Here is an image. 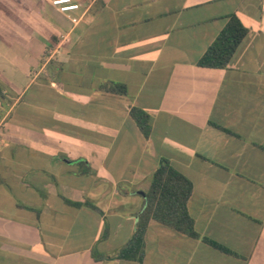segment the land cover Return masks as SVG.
I'll return each instance as SVG.
<instances>
[{"label": "crops", "instance_id": "crops-1", "mask_svg": "<svg viewBox=\"0 0 264 264\" xmlns=\"http://www.w3.org/2000/svg\"><path fill=\"white\" fill-rule=\"evenodd\" d=\"M72 1L0 0V264H264V0ZM232 14L229 66H199ZM162 159L198 237L151 220L117 259Z\"/></svg>", "mask_w": 264, "mask_h": 264}, {"label": "trees", "instance_id": "trees-1", "mask_svg": "<svg viewBox=\"0 0 264 264\" xmlns=\"http://www.w3.org/2000/svg\"><path fill=\"white\" fill-rule=\"evenodd\" d=\"M228 19L225 28L200 59L199 66L217 69H226L229 66L239 45L248 35L249 29L235 14L230 15ZM107 90L121 95L127 93L126 86L120 84ZM0 94L1 98L4 99L1 88ZM131 116L144 136L148 137L151 131L150 116L136 107L131 110ZM81 164L85 166V171L90 172L86 161L81 162ZM192 194V182L175 170L169 161L162 159L159 167L152 175L149 189L145 193L144 205L139 214L134 236L126 246L116 253L115 258L138 263L143 261L145 234L151 220H155L177 233L190 238H197L198 233L195 230L194 220L187 209ZM68 203L73 206H82L81 203L71 201ZM85 205L99 212V209L92 203L87 202ZM211 243L217 246L216 243Z\"/></svg>", "mask_w": 264, "mask_h": 264}, {"label": "built area", "instance_id": "built-area-1", "mask_svg": "<svg viewBox=\"0 0 264 264\" xmlns=\"http://www.w3.org/2000/svg\"><path fill=\"white\" fill-rule=\"evenodd\" d=\"M53 7H55L60 13L70 15L71 12L79 10V5L73 3L72 0H47ZM72 23H77L80 18L71 17ZM3 121L0 119V129Z\"/></svg>", "mask_w": 264, "mask_h": 264}, {"label": "rangeland", "instance_id": "rangeland-1", "mask_svg": "<svg viewBox=\"0 0 264 264\" xmlns=\"http://www.w3.org/2000/svg\"><path fill=\"white\" fill-rule=\"evenodd\" d=\"M72 14H74V13L71 12L70 15H72ZM123 238H124V237L121 236V237H119L117 240H114V242L111 243V244L117 247V244L124 242V241H123Z\"/></svg>", "mask_w": 264, "mask_h": 264}, {"label": "water", "instance_id": "water-1", "mask_svg": "<svg viewBox=\"0 0 264 264\" xmlns=\"http://www.w3.org/2000/svg\"><path fill=\"white\" fill-rule=\"evenodd\" d=\"M141 194H142V195H144V193H143V192H141Z\"/></svg>", "mask_w": 264, "mask_h": 264}]
</instances>
